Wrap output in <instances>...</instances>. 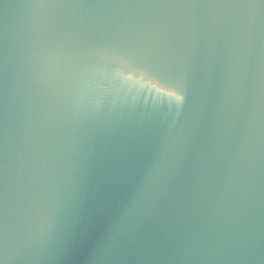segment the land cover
I'll use <instances>...</instances> for the list:
<instances>
[{"label":"water","instance_id":"1","mask_svg":"<svg viewBox=\"0 0 264 264\" xmlns=\"http://www.w3.org/2000/svg\"><path fill=\"white\" fill-rule=\"evenodd\" d=\"M2 264H264V0H0Z\"/></svg>","mask_w":264,"mask_h":264},{"label":"snow or ice","instance_id":"2","mask_svg":"<svg viewBox=\"0 0 264 264\" xmlns=\"http://www.w3.org/2000/svg\"><path fill=\"white\" fill-rule=\"evenodd\" d=\"M0 264H2V262H0Z\"/></svg>","mask_w":264,"mask_h":264}]
</instances>
